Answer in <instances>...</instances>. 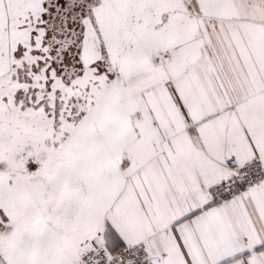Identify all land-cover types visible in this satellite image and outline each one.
Returning a JSON list of instances; mask_svg holds the SVG:
<instances>
[{
	"label": "snow or ice",
	"instance_id": "obj_1",
	"mask_svg": "<svg viewBox=\"0 0 264 264\" xmlns=\"http://www.w3.org/2000/svg\"><path fill=\"white\" fill-rule=\"evenodd\" d=\"M0 264H264V0H0Z\"/></svg>",
	"mask_w": 264,
	"mask_h": 264
}]
</instances>
